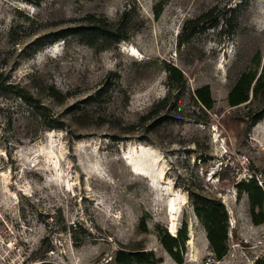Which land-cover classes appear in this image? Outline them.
Returning <instances> with one entry per match:
<instances>
[{
  "label": "rangeland",
  "instance_id": "rangeland-1",
  "mask_svg": "<svg viewBox=\"0 0 264 264\" xmlns=\"http://www.w3.org/2000/svg\"><path fill=\"white\" fill-rule=\"evenodd\" d=\"M97 20L129 39L48 44ZM263 63L264 0H0V264H177L160 238L183 224L185 264H264V223L235 187L264 181V95L228 103ZM192 194L227 209L222 261Z\"/></svg>",
  "mask_w": 264,
  "mask_h": 264
},
{
  "label": "trees",
  "instance_id": "trees-1",
  "mask_svg": "<svg viewBox=\"0 0 264 264\" xmlns=\"http://www.w3.org/2000/svg\"><path fill=\"white\" fill-rule=\"evenodd\" d=\"M159 14L160 11H157L156 16ZM202 20L203 19L191 21L190 24L192 28L199 26ZM91 23L92 25L89 26L71 28L70 30L60 32L55 35V39L48 44H52L59 39H66L71 35L81 38H101L105 41L115 43H120L129 39L127 32L122 29L115 30L107 21L97 20L96 23H94V21ZM216 25H218V22H213L212 26ZM48 44H44V46ZM255 63L257 66L261 65L259 58H257ZM168 72L171 78L183 81V73L178 68L170 66ZM0 88H3L2 82H0ZM261 95H264V63L261 67L260 74L257 70L250 69L241 75L228 95V103L231 107H238L248 102L251 103ZM20 96L25 97L22 93ZM195 97L206 110L211 111L214 108L215 101L209 86L198 88L195 91ZM165 102H168V99ZM262 118L263 114H256L253 124L259 122ZM51 128H60V126H51ZM235 187L237 189L238 199H241L244 193L248 195L251 205L252 222L255 225L263 224L264 181L260 182V180L254 177L250 180H242ZM191 198L194 212L206 230L213 259L218 262L222 261L229 251V215L227 209L221 200L216 198L197 194H192ZM160 241L177 264H185L184 254L186 253V243L188 241V227L186 224L182 225L176 235H172L166 231L161 235ZM115 262L116 264H156L153 254L148 252L119 251L116 254Z\"/></svg>",
  "mask_w": 264,
  "mask_h": 264
},
{
  "label": "bare ground",
  "instance_id": "bare-ground-1",
  "mask_svg": "<svg viewBox=\"0 0 264 264\" xmlns=\"http://www.w3.org/2000/svg\"><path fill=\"white\" fill-rule=\"evenodd\" d=\"M144 153L148 154L147 152H144ZM146 157H147V156H146Z\"/></svg>",
  "mask_w": 264,
  "mask_h": 264
}]
</instances>
